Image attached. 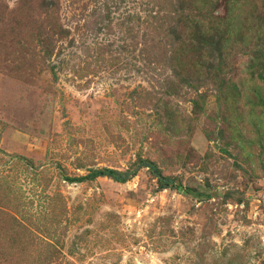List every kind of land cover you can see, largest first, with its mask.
Segmentation results:
<instances>
[{
    "label": "rangeland",
    "instance_id": "1",
    "mask_svg": "<svg viewBox=\"0 0 264 264\" xmlns=\"http://www.w3.org/2000/svg\"><path fill=\"white\" fill-rule=\"evenodd\" d=\"M0 264H264V0H0Z\"/></svg>",
    "mask_w": 264,
    "mask_h": 264
},
{
    "label": "trees",
    "instance_id": "2",
    "mask_svg": "<svg viewBox=\"0 0 264 264\" xmlns=\"http://www.w3.org/2000/svg\"><path fill=\"white\" fill-rule=\"evenodd\" d=\"M221 33L224 35L229 34L226 30L221 31ZM218 35H216V36H218ZM213 78H216V76H213ZM96 174H98V176L110 177L117 183H125L128 180L130 173H121V172L114 171L111 169H104V170L98 171ZM157 179L159 181L160 187L163 189L166 188L165 187L166 185H168L169 187H174L172 180H167V183H166L165 179L163 177H161V175H157Z\"/></svg>",
    "mask_w": 264,
    "mask_h": 264
}]
</instances>
